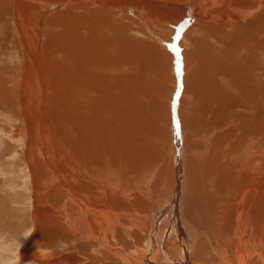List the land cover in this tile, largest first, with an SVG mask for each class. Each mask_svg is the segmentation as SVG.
Here are the masks:
<instances>
[{
  "label": "bare ground",
  "instance_id": "6f19581e",
  "mask_svg": "<svg viewBox=\"0 0 264 264\" xmlns=\"http://www.w3.org/2000/svg\"><path fill=\"white\" fill-rule=\"evenodd\" d=\"M0 120V264H264V0H0Z\"/></svg>",
  "mask_w": 264,
  "mask_h": 264
},
{
  "label": "rangeland",
  "instance_id": "374dc122",
  "mask_svg": "<svg viewBox=\"0 0 264 264\" xmlns=\"http://www.w3.org/2000/svg\"><path fill=\"white\" fill-rule=\"evenodd\" d=\"M28 1L29 0H27V3H28ZM239 27L240 26L238 24H236L231 29H227V30L223 31V33H227V32L228 33H231V34H229L231 36L233 34L232 33L233 30L234 29L236 30ZM219 43H220V45H223V47H226V45H224L223 43H221V42H219ZM14 62H16V61L13 60L12 63H14ZM146 68H148V67H146ZM145 75H147L149 77H152L151 74H150V72H146ZM159 86L161 87V85H159ZM160 87L158 88V92H157L156 95H158L159 91L162 90ZM153 90H154L153 91V95H155L156 87H154ZM164 90L166 91V92H164V95L166 96V99H168L170 97V95H171L172 90L171 89H168V88H165ZM103 101H105V100L102 99V102ZM76 104H78V103H73L72 105H76ZM209 113H212V112H209ZM1 120H3V119L1 118ZM1 123L2 122H0V128H2L1 127L2 126ZM145 131L147 132L148 130L147 129H144V132ZM149 138H150V133L148 132L146 134V136H144V144H145V142L147 140H149ZM3 139H4V142L7 145H9V146L10 145H12V146L14 145V142H11L7 138L4 137ZM158 149H160V150H159V152L158 151L156 152V155H159V157L161 156L160 157V161H162V162H164L166 164H170V163L172 164V161H171L172 160V158H171L172 157V153L168 152L169 149H168L167 144L166 143L159 144L158 145ZM208 151L210 153V151H211V145L207 148L206 155H205L206 158L205 159L209 158V156H207V155H209ZM18 160H19V158L16 157V156L13 157L12 154L6 155L5 157L0 156V197H1L0 198V203H1L0 205H2V204L5 205V204H7V201H8V204L5 205V208H3V207L1 208L3 211L0 209V212L2 211L0 213V216H1L0 219L2 218L1 219L2 220L1 221L2 225L0 227V231L2 232L0 234V236H1L0 237V242L6 237L7 230L9 232L12 229V231L17 232L18 233V236H17L18 238L17 239H19L21 236L24 235L25 232H28L29 231V228H30V225H29V223H30V221H29V218H30L29 210L31 212V209L29 208V204H30L31 201H30V197H29V199L27 198L28 199V201H27V199H25L26 198L25 196H21V193H23V191H22V186L20 185V182L18 180L21 179L22 178V175H23L22 174L23 173L22 167L20 165L22 159H20V163L18 162ZM16 193H17V195H16ZM15 196H20V197H16L15 198ZM129 199H131V198H129ZM49 205H50V203H49ZM56 205H58V204H56ZM65 205H66V207H68V200L65 201ZM134 207H135V209H137L139 211L142 210V208H141L140 205L139 206H136L134 204ZM28 208H29V210H28ZM4 213H6L7 218L4 215ZM12 215L15 216V217L13 218ZM89 215H92V214L89 213ZM3 218H4V220H3ZM255 219H258V218H254L253 220H255ZM8 224H9V226H8ZM20 231H21V233H20ZM60 245L62 246V244H60ZM40 249H41V251L39 252V257L40 258H43V250H44L43 243L40 245ZM61 250H58L59 253H63V254L66 253L67 254V253H71V251L73 249H72V247H68V248H63L62 251ZM64 250L67 251V252H64ZM49 258L50 257H45L44 259L47 261V259H49ZM31 263L32 262H30L29 264H31Z\"/></svg>",
  "mask_w": 264,
  "mask_h": 264
},
{
  "label": "clouds",
  "instance_id": "9594fccd",
  "mask_svg": "<svg viewBox=\"0 0 264 264\" xmlns=\"http://www.w3.org/2000/svg\"><path fill=\"white\" fill-rule=\"evenodd\" d=\"M21 245L20 244H17V247L19 248Z\"/></svg>",
  "mask_w": 264,
  "mask_h": 264
}]
</instances>
